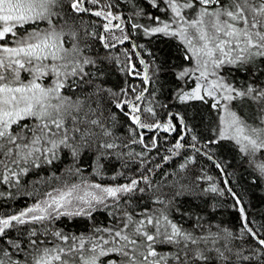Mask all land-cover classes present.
Instances as JSON below:
<instances>
[{
  "label": "snow or ice",
  "instance_id": "6c2138e0",
  "mask_svg": "<svg viewBox=\"0 0 264 264\" xmlns=\"http://www.w3.org/2000/svg\"><path fill=\"white\" fill-rule=\"evenodd\" d=\"M146 3L163 11L168 19L134 8L135 17L146 16L151 23L140 24L131 18L122 20L120 15L113 13V5L106 0H0V185L17 189V195H39L35 189L21 193L23 176L33 168L53 164L64 149H68L76 160L83 149L91 147L100 137L111 136L104 123V98L106 95H126L127 92L121 89L120 93H114L104 87L102 65L105 60L111 63L113 58L91 55L90 41H98L105 49L130 41L126 24L132 32L146 37L159 35L179 41L183 60L189 66L174 74L177 80L193 79L195 87L190 90L178 87L171 99L181 103L193 100L210 103L218 122L213 129L216 138L208 144L232 142L264 178V161L256 162L257 153H264V86L253 80L246 86L237 87L223 75L225 71L251 72L252 77L264 74V68L252 71V66L264 61V0H146ZM93 7L97 10L93 11ZM84 13L103 18V33L89 32L81 20V35L75 20ZM116 31L123 34L122 39L116 36ZM108 34L115 43L108 42ZM143 47L132 44L137 58L140 57L137 49ZM124 51L127 55V49ZM139 63L145 69L143 73L136 71L135 64L122 67L120 71L142 76V83L151 85L155 80L148 74L149 65L142 58ZM154 67V75H158L162 65L154 64ZM46 77L51 83H45ZM81 90L84 91L77 96ZM131 91L136 92L134 86ZM149 91V87H145L135 95V101L142 100ZM236 101L255 108L258 125L249 124L232 109L231 105ZM113 102L121 111L124 106L129 109L124 115L138 128L175 131L171 119L163 124L142 122V111L155 115L152 107L142 108L131 100ZM169 116L177 117L187 129L178 113H169ZM183 139L181 136L169 149L173 156L184 147ZM192 140L197 141V137L194 135ZM132 143L145 144L144 137L141 135ZM156 146L155 137L150 147L145 144L147 151ZM116 147L114 142L106 140L98 143L100 149ZM190 147L194 152L200 151L195 143ZM139 155L146 157L147 152ZM204 155L212 159L207 153ZM163 159L167 161L171 157ZM191 162L192 158H189L188 163ZM145 163L146 160H142V168ZM159 167L161 165H156ZM186 167L187 163L181 164L180 170ZM216 167L221 165L217 163ZM95 171L99 174V167ZM67 172L69 176L80 177L81 169L69 168ZM60 179L53 173L38 183ZM141 182L148 186L147 189L139 187ZM146 190H152V185L149 176L143 174L139 179L130 178L129 183L114 186L88 183L81 177L79 183L65 182L63 187L44 193L43 199H37L19 211L0 212V264H102L101 257L110 254H116L120 259L109 260L108 264H233V256L236 257L234 264L241 261L264 264V239H260L246 223L241 229V237L247 233L255 241L258 245L256 255H243V249L234 251L232 240L237 237L228 229L212 232L209 226L207 235H194L193 231L169 218L167 210L172 201L166 202L159 196L153 203L163 204V209L128 211L122 203L124 198ZM209 190L218 192L215 186ZM228 192L231 193V189ZM220 194H223L222 190ZM231 195L236 204H240L235 193ZM13 198L12 192L0 191V199ZM101 207L104 211L112 209L108 215L113 224L111 227H94L88 236L49 227L61 217L91 219ZM239 210L241 219L246 220L243 207ZM200 219L197 218L195 228H203ZM12 232L17 234L12 236Z\"/></svg>",
  "mask_w": 264,
  "mask_h": 264
},
{
  "label": "trees",
  "instance_id": "16d2710c",
  "mask_svg": "<svg viewBox=\"0 0 264 264\" xmlns=\"http://www.w3.org/2000/svg\"><path fill=\"white\" fill-rule=\"evenodd\" d=\"M113 5L114 14L121 16L122 20L128 18L133 19L140 24H150L146 16L135 17L134 8L143 9L152 16H159L163 20L168 17L163 11L152 8L146 0H106ZM89 7V5H85ZM103 6V5H101ZM164 5L161 4V8ZM93 11L97 10L95 7ZM83 20L89 32L103 33V24L105 21L102 17H95L89 13H84L77 17L75 24L81 29L83 35V26L80 21ZM69 23H73L69 20ZM113 23H116L114 21ZM126 33L131 36L130 41L123 44H116L114 48L105 49L101 43L91 40L90 54L98 57H112L111 63L105 60L104 67V87L111 89L114 93H120L121 89H125L126 95H118L115 97L105 96L102 105L104 123L111 132L109 137H100L98 141L92 143V146L85 148L80 152L78 159L74 160L68 149H64L59 153L60 158L51 165H43L41 168H33L29 174L21 178V193L33 192L38 190L39 195L27 196L24 194L17 195V189L9 188L7 185H0V191L12 192L13 199H0V212L13 213L19 211L28 205L35 203L37 199H43V194L52 191L54 188L63 187L64 183H79L82 177L88 183H98L102 185H119L130 182V178L139 179L141 174L149 176L152 190H146L144 193L136 192L130 198L125 197L124 203L126 209L133 213L142 212L145 208L150 211L153 209H163V204H154L153 200L159 196L164 201H172L168 208L169 218L183 228L193 231L194 235H207L209 226L212 232L220 229L230 230L236 239L232 240V247L235 250L243 249V255H256L255 249L258 245L255 241L245 233L241 237V229L244 227V220L241 219L239 205L236 200L226 189L224 178L221 170L228 180L229 188L239 199L246 217L248 228L256 231L259 238L264 239V179L255 171L254 166L249 164V159L243 157L232 142L220 141L218 144H208L210 140L215 139L213 129L217 124V113L211 108L210 103L206 104L201 101H188L181 103L171 99L176 88H191V81L184 82L177 80L175 72L183 67H188L187 61L183 60V52L178 40L170 37L154 36L146 37L142 33L131 31L130 25H125ZM116 36L123 38V34L116 31ZM109 35V43H115ZM144 45L137 58L132 50V44ZM127 49V55H125ZM129 58H131L129 60ZM140 58L144 59L149 65L147 71L149 76L155 80L151 85L142 83V76L126 75L120 71L123 68H129L132 64L136 65V71L143 73L144 67L140 65ZM119 61V62H117ZM155 65H162V70L158 75L155 73ZM256 68H264V61H258L252 66V71ZM229 83H234L237 87L242 84L246 86L253 80L264 86V74L258 73L257 77H252L251 72H223ZM27 79V76H25ZM45 83H51L49 78H45ZM135 87L136 92L131 91ZM149 87L150 91L144 94V98L135 101V95H138ZM81 91L76 93L81 95ZM91 91V89H87ZM67 94V93H66ZM120 100H131L143 107H152L155 115L141 112V120L145 124H155L157 122L166 123L169 119L175 127V131L165 132L163 129L138 128L132 124L131 120L124 115L129 109L124 106L123 111L115 106V102ZM167 105V107H164ZM233 110L243 116L249 124H259L256 119L254 107H249L247 103L240 101L234 102ZM169 113H178L182 116L187 129L180 124V120ZM114 117V119H108ZM141 135L144 137L145 144L149 147L153 138H156V148L147 151L145 144L132 143V140H139ZM183 135L184 139L181 143L184 145L177 155H172L169 149H172L176 141ZM197 137V141H193V136ZM114 142L117 147L115 149H100L98 143ZM195 143L199 152H194L190 145ZM208 144V147L205 145ZM147 152L146 157L139 155ZM129 153L133 155H128ZM207 153L212 159L209 160ZM170 156L171 159L165 161L163 158ZM99 157V159H98ZM192 158V162L188 163V159ZM142 160H146L144 167H141ZM264 161V153H257L256 162ZM187 167L180 170L181 164ZM156 165L161 167L156 168ZM80 168V177H72L68 175L67 169ZM99 167V174L95 171ZM148 169L153 171L149 172ZM53 173L60 177L59 181L53 180L50 183H38L51 177ZM118 173L120 175H118ZM166 173L168 175H166ZM173 173L175 175H173ZM115 177V179H113ZM210 178V179H208ZM178 181V182H177ZM215 186L218 192L214 193L209 189ZM139 187L146 188L143 182ZM207 190V191H206ZM220 190L223 194H220ZM180 193L177 195V193ZM111 204V201H108ZM112 209L109 208L108 211ZM108 211L100 210L93 213L91 219L88 217H61L49 225L53 230L61 229L65 233L75 235L84 234L88 236L92 233L94 227L103 228L111 227L112 218L108 215ZM200 217L199 223L203 228H195L197 218ZM17 233L12 232L15 236ZM106 235V234H105ZM51 239V238H49ZM167 251L168 249H162ZM211 255H215L212 253ZM14 259L16 257H13ZM116 254H110L107 257H101L102 264H108L109 260H119ZM236 257H232L233 264ZM218 264V262H217ZM240 264H256L255 261H241Z\"/></svg>",
  "mask_w": 264,
  "mask_h": 264
},
{
  "label": "water",
  "instance_id": "95a60500",
  "mask_svg": "<svg viewBox=\"0 0 264 264\" xmlns=\"http://www.w3.org/2000/svg\"><path fill=\"white\" fill-rule=\"evenodd\" d=\"M212 160L215 162V163H217L213 158H212ZM221 172V174H222V176H223V178H224V183H225V186H226V189L228 190V189H230L229 188V185H228V180H227V178L225 177V175L223 174V172H222V170L220 171ZM231 193H233L232 191H231ZM230 193V194H231ZM232 196V195H231ZM239 205V209L242 207V205H241V203L240 204H238ZM244 214H245V212H244ZM245 223H246V221L244 220V225H245ZM248 227V226H247ZM261 239V238H260Z\"/></svg>",
  "mask_w": 264,
  "mask_h": 264
},
{
  "label": "rangeland",
  "instance_id": "374dc122",
  "mask_svg": "<svg viewBox=\"0 0 264 264\" xmlns=\"http://www.w3.org/2000/svg\"><path fill=\"white\" fill-rule=\"evenodd\" d=\"M144 71H145V69H144ZM188 81H191V88H193V87H195V83H194V80L193 79H188L187 81H184V82H188ZM190 88V89H191ZM189 89V90H190ZM232 107V106H231ZM233 109V108H232ZM217 122H218V119H217ZM264 179V178H263ZM80 194L82 195L83 194V191H81L80 192Z\"/></svg>",
  "mask_w": 264,
  "mask_h": 264
},
{
  "label": "bare ground",
  "instance_id": "6f19581e",
  "mask_svg": "<svg viewBox=\"0 0 264 264\" xmlns=\"http://www.w3.org/2000/svg\"><path fill=\"white\" fill-rule=\"evenodd\" d=\"M183 136V135H182Z\"/></svg>",
  "mask_w": 264,
  "mask_h": 264
}]
</instances>
